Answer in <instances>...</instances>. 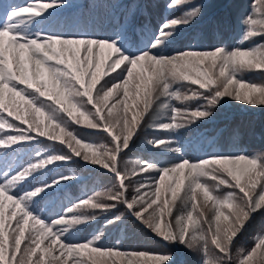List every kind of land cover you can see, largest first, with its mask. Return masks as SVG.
<instances>
[{"label":"snow or ice","instance_id":"obj_1","mask_svg":"<svg viewBox=\"0 0 264 264\" xmlns=\"http://www.w3.org/2000/svg\"><path fill=\"white\" fill-rule=\"evenodd\" d=\"M254 3L258 5L254 12L259 18L253 14L245 18L240 47L188 48L170 54L163 49L176 39L181 28L202 14V6L193 5L192 0H169V9L184 10L165 20L159 32L142 47L134 43L126 27L104 37L47 31L42 25L56 15L50 9L67 6V0L0 5V129L11 130L0 134V264H63L61 257L73 253L89 256L73 264H139L141 258L156 264H183L172 251L156 254L107 247L102 243L103 233L83 242L74 240L75 226L96 220L95 210L103 214L119 204L165 242L199 254L201 264H264V235L253 237L250 249L240 247L233 255L236 238L247 231L256 213L264 211V154L217 153L191 160L180 147H173L163 150L177 154L179 161L158 164L137 159L131 162V169L121 156L130 149L134 137L139 138L145 116L153 121L147 127L175 131L197 119L210 118L226 98L264 106V85L238 78L244 69L264 71V42L242 47L255 38H264V0ZM111 73L115 75L100 83L102 76ZM189 84L198 85L199 90ZM130 85L132 105L128 103ZM118 89H123L122 96L109 108L108 101ZM17 97L26 106L23 110L16 104ZM193 100L201 101L194 110L181 109L173 103ZM137 104L139 111L129 119V107ZM119 105H123L122 110L114 113ZM76 113L83 117L87 128L108 133L112 146L98 149L95 139L73 126L81 124ZM41 138L51 142L47 151L38 150L26 162L21 160L22 148L44 144ZM57 141L63 147L58 148ZM164 143L148 140L153 147ZM84 149L88 151L82 154ZM78 160L112 173L118 180V189L84 192L47 214L49 204L61 197L68 183L81 179L75 171L51 174L60 167L58 162L72 165ZM52 165L55 167H49ZM150 171L159 175L146 177L135 188L136 194L129 196L126 179ZM204 177L216 183L209 185ZM222 185L231 190L222 193ZM181 192L182 211L173 216L174 202ZM198 192L203 194L205 204L213 201L211 218L198 204ZM6 202L13 206L7 216ZM225 208L234 211L225 215ZM122 219V215H113L107 223L116 224ZM29 221L34 222V227L26 237ZM46 240L48 244L44 246ZM48 256L51 259L46 260Z\"/></svg>","mask_w":264,"mask_h":264},{"label":"trees","instance_id":"obj_2","mask_svg":"<svg viewBox=\"0 0 264 264\" xmlns=\"http://www.w3.org/2000/svg\"><path fill=\"white\" fill-rule=\"evenodd\" d=\"M11 2L25 4L28 0H0V5ZM42 2H46V0H42ZM192 4L202 6L201 16L193 21L191 25L180 29L176 39L163 49L166 53L170 54L188 48L210 50L219 46H227L229 49L240 47L239 41L245 32V18L249 14H253L255 18H259L258 14L254 12V8L258 7V5H255L254 0H192ZM168 5L169 0H67V6L50 9V11H55L56 15L51 18V21L42 25V27L50 32L85 34L94 37L112 35L121 28L126 27L128 35L134 43L142 47L147 45L153 36L159 32L160 26L165 20L179 16L184 10L181 7L169 9ZM191 6L188 5L186 7ZM260 42H264V38H255L244 43L242 47L250 48ZM107 51L105 50L106 54ZM113 58L115 57L113 56ZM110 62L108 61V63ZM117 71L120 70L118 69ZM137 71L140 70L137 69ZM111 75H115V73L102 76L100 83L109 79ZM240 77H243L246 82L250 81L264 85V71L244 69L240 72L238 78ZM185 83L187 84L188 82ZM188 86L199 90L198 85L189 84ZM96 87L99 88V84ZM132 90V86L130 85L129 105L133 103ZM183 90L187 91V87ZM122 92L123 89H118L116 93H113L112 98L108 101L109 108L121 98ZM92 94L95 102V89H93ZM6 103H8L7 98ZM173 103L178 108L184 109L187 107L194 110L201 101L193 100L187 102V104H180L175 101ZM16 104L21 107V110L26 107L23 105V102L19 101L18 97L16 98ZM88 107L92 108V105H88ZM122 108L123 105H119L114 109V113L122 110ZM139 108V104L136 107H129L127 113L129 119L135 112L139 111ZM107 111L108 108H105L104 113L107 114ZM76 115L80 119L81 124L73 126L77 127L81 133L87 132L91 138L95 139L98 149H102L105 145L108 147L112 146L108 133H105L101 129L87 128L83 117H80L78 113ZM9 119L14 123H19V121H15L11 117ZM177 119L179 120L180 117L178 116ZM162 122L164 121H156L155 123L159 124ZM152 123L153 121L145 116L142 122L143 131L139 133V138L134 137L130 149L121 153V156L125 158L124 165L129 167V169L132 167L131 162L137 159L140 161H152L158 164L161 162L179 161L180 157L177 154L163 150L173 147H180L183 154L191 160H197L200 157L217 153L223 155H236L240 153L264 154V106L248 105L243 100L236 101L226 98L214 110L210 118L197 119L195 123L188 124L186 127L175 131L156 130L154 127H147L148 124ZM44 124L47 125L48 121L45 120ZM21 126L26 127V125ZM49 130L53 129L50 128ZM55 131L59 132L58 129H55ZM10 132L11 130L6 128L0 129V134H8ZM152 139L164 140L165 143L159 147H153L148 144V140ZM65 140H67V137H65ZM49 143L51 142L45 139V143L42 145L23 147L19 154L20 159L26 162L31 153L38 150L47 151ZM55 143L58 148L63 147L59 145L58 141ZM65 151H67L66 148ZM86 151L88 150H82V154ZM58 163H60V167L51 175L67 174L75 171L81 179L68 183V186L62 191L61 197L55 203L49 204L45 210L47 214L58 211L62 204L67 203L70 199L79 198L84 192L93 194L94 191L118 189L117 178L99 165L86 164L82 160H78L72 165L62 162ZM49 167H55V165ZM157 175L159 174L150 171L149 173H140L126 179L125 183L128 185V195H135V188L138 183L142 182L146 177ZM202 179L209 183V185L216 183L210 177ZM230 190L226 186H221V192L224 194ZM197 195L198 204L202 206L203 211L211 218L215 211L213 201H207L205 204L203 194L198 192ZM183 197L184 192H181L178 199L174 202L176 207L173 208V216L182 211L180 201ZM6 204L7 216L13 210V206L7 202ZM40 207L44 209V202H41ZM95 211L98 214L96 220L77 225L72 229L74 240L83 242L91 239L94 235L103 233L102 243L107 247L147 251L156 254L172 251L176 252L180 259L183 260V264H201V256L199 254L191 252L183 246L165 242L162 238L148 230L140 221L132 217L124 205L119 204L115 209H111L103 214H101L102 210L97 209ZM223 211L225 215H228L234 209L225 208ZM19 215L18 213L16 219H19ZM113 215H122L123 219L116 224L109 225L107 222ZM69 216H66V218H69ZM8 223L6 222V229ZM10 223L15 227V220L10 221ZM33 227L34 222L29 221V228L25 232L26 237L33 230ZM257 235H264V211L256 213L253 221L247 227V231L236 238L237 247L233 249L234 257L237 255L238 248L250 249L253 246V237ZM10 243L11 232L9 230ZM25 243H27V240H25ZM47 244L48 241L46 240L44 246H47ZM21 247L23 248L24 244ZM58 249L59 245L56 246V250ZM56 250H54V253L58 254ZM40 255L41 253L38 252L37 257ZM45 259H51V256L45 257ZM88 259V255L77 253L71 254L70 257H61L63 264H73L74 261H86ZM115 259L120 261L118 257ZM121 264H123V261H121ZM139 264H156V262L141 258Z\"/></svg>","mask_w":264,"mask_h":264}]
</instances>
